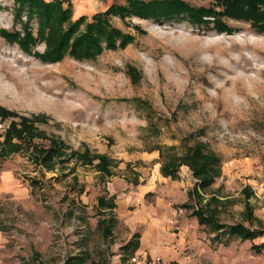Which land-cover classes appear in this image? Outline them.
I'll return each mask as SVG.
<instances>
[{
    "label": "rangeland",
    "instance_id": "obj_1",
    "mask_svg": "<svg viewBox=\"0 0 264 264\" xmlns=\"http://www.w3.org/2000/svg\"><path fill=\"white\" fill-rule=\"evenodd\" d=\"M69 1L71 22L85 16L83 30L95 12L127 0ZM185 1L220 9L214 0ZM13 6L0 0V29L21 31ZM109 20L132 40L93 59L43 62L0 35V264H136L121 245L141 229V204L154 201L155 192L140 197L143 186L161 192L160 164L196 146L219 171L200 205L225 225L264 229V32L230 18L228 34L186 19ZM30 26L36 37L35 20ZM178 172L182 196L164 198L190 218L181 203L196 179L184 162ZM112 193L121 213L96 204ZM196 230L207 243L209 230ZM204 247L220 260L205 253L192 264H264L248 243Z\"/></svg>",
    "mask_w": 264,
    "mask_h": 264
},
{
    "label": "trees",
    "instance_id": "obj_2",
    "mask_svg": "<svg viewBox=\"0 0 264 264\" xmlns=\"http://www.w3.org/2000/svg\"><path fill=\"white\" fill-rule=\"evenodd\" d=\"M214 1L215 6L220 9H215L214 4L208 8L201 6L195 8L185 0H127L125 5L110 4L106 10L95 12L92 21H89L82 30L80 26L85 16L81 15L71 22L69 0H12L14 2L13 16L15 21L21 24V31L0 29V35L8 42L16 43L23 52L43 62L53 63L61 60L65 55H70L77 60L93 59L105 48L111 50L125 47L132 40V36L115 28L109 20L110 15H116L121 19H125L126 16L152 20L186 19L196 26L203 24L209 27L212 24V28L227 34L231 33L233 28L226 24L224 19L230 18L248 22L256 31L264 32V0ZM23 16H26L25 20ZM33 20L36 22V37L33 36L30 26ZM36 40L45 43L43 52L33 51L32 46ZM11 128H15L14 124ZM20 132L21 130L17 131L21 134ZM49 151L43 156V162L48 163L47 161L52 157L51 152L55 149L50 148ZM217 161L215 157L202 153L201 146H196L190 148L179 161L172 160L161 164L160 171L174 178L178 175L179 167L183 162L190 166L196 181L194 187L188 192V198L201 199L200 192H204L215 181V174L219 173L217 167L215 168ZM97 204L100 208L103 206L112 208V196L107 199L104 196L98 197ZM183 207H193L192 215L197 217L198 223L209 225L211 230L218 231L220 234L238 236L246 240L264 235L263 228H251L242 221L225 225L218 221L212 211L199 203L184 204ZM249 209L246 213L248 219L251 217ZM98 225L102 233L110 235L108 223L104 218L98 221ZM252 248L255 252H260L264 250V243L253 244ZM72 260L69 258L66 264H77ZM78 261L80 262L81 259L79 258Z\"/></svg>",
    "mask_w": 264,
    "mask_h": 264
},
{
    "label": "crops",
    "instance_id": "obj_3",
    "mask_svg": "<svg viewBox=\"0 0 264 264\" xmlns=\"http://www.w3.org/2000/svg\"><path fill=\"white\" fill-rule=\"evenodd\" d=\"M160 166L159 173H161ZM161 177L162 179H164L161 182L159 181V187H161V192H159L158 189H154L153 187L144 188V186L141 185V187L143 186L140 195L142 199L147 193L150 192H155L156 195H154V201L151 204H141L140 197L137 199L138 203L141 204V208L139 211L141 229L138 232L133 233L132 236L130 234L128 238L123 242V245H121V247H123V251L132 252L134 255H137L139 257L140 261L149 262L151 259L158 256L160 258L161 264H192L200 258L204 259L206 256L205 253L207 254V259L209 260H220L219 255H215L213 253L211 254V252L208 253L207 251H204V245H207L208 248L212 250L214 248H217L218 246H222L224 248L225 246H229L231 242L238 241L244 244H251V249L253 252H255L252 248V245L264 243L254 242V239L259 238L261 236L246 240L238 236L233 237L228 236V234H220V232L218 231L211 230L209 225L199 224L197 217L192 215L193 207H184L186 211H189V215H191L192 217L189 218V216L185 214H180V212H178L176 208L172 207L170 204H167L164 198V195L166 193L163 192L166 191L167 194L171 195L173 198L175 197V195L177 197L182 196L178 181L180 178V173L178 172V175L174 178L161 173ZM169 181L172 183L170 185L174 187V189H170L168 187ZM140 183L141 182H138L137 185ZM192 188H189L188 190L186 187L184 188L186 189V191H184L186 199L183 203H181L182 206L184 204H201L202 201H204H200L192 197L188 198V192ZM110 196H112L113 207H99L100 210L106 209L108 211H113L114 209L119 208L117 212L121 213V211H123V205H120L115 201L116 196L114 193L110 194L107 197L104 196V198L107 199ZM122 215L124 216V214ZM136 221L137 218H127V222L131 225V227ZM198 225L204 226L205 229L207 228V230H209L207 234V243L200 239V234H198L196 230V227ZM247 226L251 227L249 225ZM241 252L242 254L244 253L243 250H241L239 255H241ZM255 253L261 254L264 253V250ZM218 254L221 255V252H218ZM223 255L224 253L221 255V258H223Z\"/></svg>",
    "mask_w": 264,
    "mask_h": 264
},
{
    "label": "built area",
    "instance_id": "obj_4",
    "mask_svg": "<svg viewBox=\"0 0 264 264\" xmlns=\"http://www.w3.org/2000/svg\"><path fill=\"white\" fill-rule=\"evenodd\" d=\"M130 262H135V263H148V264H161L160 258L158 256L154 257L153 259H151L149 262L146 261H140L139 257L137 255H133V257H131Z\"/></svg>",
    "mask_w": 264,
    "mask_h": 264
}]
</instances>
